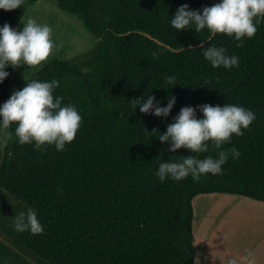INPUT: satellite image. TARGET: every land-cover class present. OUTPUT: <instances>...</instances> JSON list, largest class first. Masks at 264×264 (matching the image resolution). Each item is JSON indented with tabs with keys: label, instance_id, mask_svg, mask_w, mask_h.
Here are the masks:
<instances>
[{
	"label": "trees",
	"instance_id": "1",
	"mask_svg": "<svg viewBox=\"0 0 264 264\" xmlns=\"http://www.w3.org/2000/svg\"><path fill=\"white\" fill-rule=\"evenodd\" d=\"M0 10V27L19 29L29 6ZM76 17L97 38L89 52L63 61L55 59L28 79L50 82L54 96L74 105L82 125L73 143L59 152L20 145L15 125L7 143L0 130V189L37 213L43 234L28 232L25 248L48 264H195L193 199L202 194H231L264 202V22L237 47L234 37L194 28L177 32L172 16L187 4L201 10L219 0H53ZM216 46L239 58V67H212L200 47ZM157 53V57H153ZM0 84V106L9 98L13 68ZM175 84H167V77ZM25 86V80L17 90ZM151 94L161 107L170 96L176 103L169 117L143 114L129 103ZM244 107L256 119L242 136L224 148L229 157L222 174L161 182L158 158L216 152L176 153L161 143L163 134L183 107Z\"/></svg>",
	"mask_w": 264,
	"mask_h": 264
},
{
	"label": "clouds",
	"instance_id": "2",
	"mask_svg": "<svg viewBox=\"0 0 264 264\" xmlns=\"http://www.w3.org/2000/svg\"><path fill=\"white\" fill-rule=\"evenodd\" d=\"M24 0H0V10L14 11L20 9ZM264 22V0H219L212 6L201 10H190L187 4L182 5L171 19V26L182 32L193 29L200 33L207 29L212 37L226 35L234 37L243 47L245 38H253L257 25ZM22 29H13L9 24L0 27V84L9 76L6 68H39L47 63L59 45L53 38V30L47 24H40L34 18H21ZM203 57L214 68L221 66L231 69L239 67V58L227 55L223 47H204ZM157 57V53H153ZM25 86L15 90L10 98L0 106V130L11 138L12 133L7 130L15 125V137L20 145L35 144L37 150L54 146L59 152L64 151L67 144H71L82 125V117L74 105H64L63 97L54 96V90L59 88L56 79L40 81L29 80L24 76ZM174 77H167V84H175ZM133 109L139 108L143 114H153L156 117L170 116L176 103V98L170 96L166 107L156 102L155 96L148 94L129 101ZM199 111L203 118L197 117V109L183 107L174 118L173 123L167 126L165 133L153 129L151 133L159 134L158 140L170 144L166 150L176 153L186 149L191 153L205 154L216 152V157L207 155L200 159L195 155L182 156L179 161L170 158L165 162L163 156L158 159V171L155 175L161 182L171 178L181 181L189 176L193 181H199L208 174H222L223 166L231 156L237 159L240 156L235 147L224 148L230 144L232 137L242 136L243 130L249 129L255 121L253 111L241 106L226 104L212 106L200 105ZM14 230L18 233L30 232L33 235L43 234L44 228L37 218L35 210L29 208L14 218Z\"/></svg>",
	"mask_w": 264,
	"mask_h": 264
},
{
	"label": "crops",
	"instance_id": "3",
	"mask_svg": "<svg viewBox=\"0 0 264 264\" xmlns=\"http://www.w3.org/2000/svg\"><path fill=\"white\" fill-rule=\"evenodd\" d=\"M0 201V264H48L25 248L28 231L14 230L13 209L26 213L29 207L4 189ZM193 209L195 264H264V202L202 194L193 199Z\"/></svg>",
	"mask_w": 264,
	"mask_h": 264
},
{
	"label": "rangeland",
	"instance_id": "4",
	"mask_svg": "<svg viewBox=\"0 0 264 264\" xmlns=\"http://www.w3.org/2000/svg\"><path fill=\"white\" fill-rule=\"evenodd\" d=\"M28 17L34 18L40 24L49 25L53 30V38L57 45H59V48L50 60L39 68L32 69L25 67L13 69L9 98L13 91L17 90V85L25 80V75L29 78L55 59L67 61L77 55L89 52L97 43V38L88 32L76 17L60 10L53 0H39L37 3L29 6L23 17L24 21ZM22 28L23 25L20 24L19 29ZM9 130L7 131L9 132ZM7 139L8 136L2 131L1 140L4 144L7 143ZM13 210L18 212L17 214L19 215V213L24 212L25 208L23 211H21L22 209Z\"/></svg>",
	"mask_w": 264,
	"mask_h": 264
}]
</instances>
